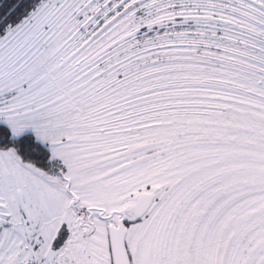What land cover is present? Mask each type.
I'll use <instances>...</instances> for the list:
<instances>
[{
    "label": "snow or ice",
    "instance_id": "snow-or-ice-1",
    "mask_svg": "<svg viewBox=\"0 0 264 264\" xmlns=\"http://www.w3.org/2000/svg\"><path fill=\"white\" fill-rule=\"evenodd\" d=\"M0 264H264V0H0Z\"/></svg>",
    "mask_w": 264,
    "mask_h": 264
}]
</instances>
